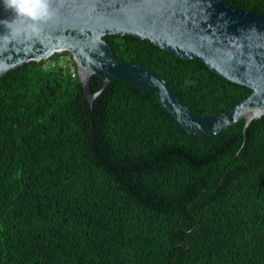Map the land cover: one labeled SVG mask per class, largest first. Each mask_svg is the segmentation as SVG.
I'll use <instances>...</instances> for the list:
<instances>
[{"label": "trees", "instance_id": "1", "mask_svg": "<svg viewBox=\"0 0 264 264\" xmlns=\"http://www.w3.org/2000/svg\"><path fill=\"white\" fill-rule=\"evenodd\" d=\"M223 1L264 13V0ZM106 39L197 114L252 92L149 41ZM66 55L0 78V264H264V117L191 135L117 79L91 110Z\"/></svg>", "mask_w": 264, "mask_h": 264}, {"label": "water", "instance_id": "2", "mask_svg": "<svg viewBox=\"0 0 264 264\" xmlns=\"http://www.w3.org/2000/svg\"><path fill=\"white\" fill-rule=\"evenodd\" d=\"M107 35H132L177 57L201 61L252 90L222 113L189 108L157 71L116 58ZM69 52L93 109L114 79L155 93L191 135L210 137L264 117V13L223 0H0V78L28 63ZM102 79L92 88V77Z\"/></svg>", "mask_w": 264, "mask_h": 264}, {"label": "built area", "instance_id": "3", "mask_svg": "<svg viewBox=\"0 0 264 264\" xmlns=\"http://www.w3.org/2000/svg\"><path fill=\"white\" fill-rule=\"evenodd\" d=\"M47 62L45 63L44 67L45 68H49V67H55L57 65V61H53L51 59L46 60ZM63 61V62H62ZM68 64L71 65V71L73 76L78 75V67L76 62L74 61L72 55H66L63 56L61 61H60V65H63L64 67H66Z\"/></svg>", "mask_w": 264, "mask_h": 264}, {"label": "clouds", "instance_id": "4", "mask_svg": "<svg viewBox=\"0 0 264 264\" xmlns=\"http://www.w3.org/2000/svg\"><path fill=\"white\" fill-rule=\"evenodd\" d=\"M69 53V52H68ZM70 55H72L71 53H69ZM72 57H73V55H72ZM44 61V60H43ZM78 76H79V73H78Z\"/></svg>", "mask_w": 264, "mask_h": 264}, {"label": "rangeland", "instance_id": "5", "mask_svg": "<svg viewBox=\"0 0 264 264\" xmlns=\"http://www.w3.org/2000/svg\"><path fill=\"white\" fill-rule=\"evenodd\" d=\"M63 62V61H62Z\"/></svg>", "mask_w": 264, "mask_h": 264}]
</instances>
